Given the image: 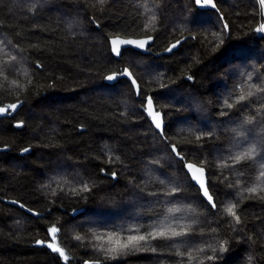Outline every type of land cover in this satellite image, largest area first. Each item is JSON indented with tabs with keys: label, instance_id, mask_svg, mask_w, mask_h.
Wrapping results in <instances>:
<instances>
[{
	"label": "trees",
	"instance_id": "16d2710c",
	"mask_svg": "<svg viewBox=\"0 0 264 264\" xmlns=\"http://www.w3.org/2000/svg\"><path fill=\"white\" fill-rule=\"evenodd\" d=\"M215 3L216 10L195 0H0V108L8 109L0 115V264H250L249 257L264 264V192L240 194L258 169L251 161L217 166L237 139L241 147L258 143L264 155V91L245 87L254 94L234 103L242 85L264 88L261 6ZM145 7L156 14L152 28H145ZM116 35H151V52L125 48L115 57L109 38ZM182 36L176 51L156 55ZM125 67L139 93L126 78L104 81ZM147 95L163 113L165 139L143 110ZM249 116L253 123L243 124ZM241 125L246 140L232 131ZM170 145L187 162L203 164L215 209ZM157 178L182 191L157 203L149 195L163 188ZM237 179L242 183L229 187ZM228 201H239V225L222 213ZM169 206L183 209L169 219L190 225L188 236L149 239L115 257L100 250L110 246L108 232L121 240L128 229L143 234ZM52 226L59 229L55 240Z\"/></svg>",
	"mask_w": 264,
	"mask_h": 264
},
{
	"label": "snow or ice",
	"instance_id": "6c2138e0",
	"mask_svg": "<svg viewBox=\"0 0 264 264\" xmlns=\"http://www.w3.org/2000/svg\"><path fill=\"white\" fill-rule=\"evenodd\" d=\"M100 4H103L105 0H98ZM259 5L261 6L262 10H264V0H258ZM197 4H201V0H196ZM203 4L205 5H211L212 7H216L213 0H203ZM144 11L146 13H149L148 16V23L145 24V28H152L156 23V14L153 11L152 8L145 7ZM262 16H264V11H262ZM225 28H227V25H225ZM257 32H264V23L260 24L259 27L256 29ZM150 40L151 37H148ZM112 45V52L114 54L119 55L120 54V46L121 45H136L137 47L143 48L144 45L147 43V40H140V41H133V40H124L120 38H112L110 41ZM179 41H177V44ZM4 42L0 41V51H4L3 47ZM175 47V45H173ZM5 55H8L7 52H5ZM10 60H15V56H9ZM124 75L131 76V73L128 72L127 69L124 70ZM248 79L251 80L252 73H247ZM190 78V77H189ZM107 80L111 81L115 79L113 75H109L106 77ZM136 80L132 79V84L136 85ZM245 87H249V89H255V91H264V88H261L257 85H242L241 86V94L236 98L234 103H240L242 101H245L248 97L252 96L254 93L252 90H248L245 92ZM233 102H227L226 101V107L232 108L234 106ZM153 101L149 97L147 99V106L146 111L150 117H152L153 123L155 125L156 129H160V134L163 136V129L161 121L159 120V113L154 112L152 109ZM17 107L16 104L8 105V108L15 109ZM5 108H0V112H5ZM221 115H227L226 112H222ZM254 120V117H247L243 124H252ZM21 126V125H17ZM234 136L241 138V139H247L246 132L247 129L243 128V125H241L238 128L232 129ZM208 135H212V133H208ZM203 138V134L196 135L197 140H201ZM172 153H175L176 157L179 160L185 161V168L187 169L186 176L190 175L191 180L196 182V184L199 185V189L202 191L203 196L207 199L209 204H211L212 208H216V202L213 199V196L209 192L208 187V176L206 174V169L204 168L203 164H194L191 162H187L185 156L178 151L176 145H171ZM24 151H28V149H24ZM118 159V157H117ZM242 161H251L258 169V174L255 177V183L251 187H243L241 188V198H243L242 193H257V192H264V155H262V149L258 143H249L245 147H241L240 139H237L235 144L232 146V150L228 153L226 157H221L220 161L218 162V167L220 168H235L236 165H239ZM154 163H159V161H154ZM103 171V170H102ZM237 177L243 176L244 173L241 171H237L234 173ZM115 175V173L113 174ZM157 182L163 186L161 191L159 192H151L149 195L156 196L157 203H159V197L164 196L167 197H176V195L182 191V189L179 187L178 184L173 183L171 181H168L166 179H159L157 178ZM242 181L240 179H237L236 184H229V187H235L237 185H240ZM83 190L87 191L88 186L85 184ZM167 202V201H166ZM15 203V202H13ZM21 207H23L21 205ZM239 208V201H228L227 204L223 207L222 213L226 214L227 216L231 217L232 220L236 225H239L241 223V218L237 212V209ZM181 207L176 206H169L166 208V213L168 215L164 216L163 220L154 222L151 225L150 230L146 231L145 233L141 234L139 229H128L129 234L127 235L126 240H121L119 238V234L115 231H110L107 233V239L106 242L110 245L107 248H104V245H100V250H103L106 255H111L115 257L116 255H119L126 250L134 249L139 250L141 247V242H144L145 244L148 243L149 239H158L163 238L166 240H172L178 237H186L189 235V232L191 231V226L188 224H182V223H173L169 217L172 216L174 213L182 212ZM49 233L52 236V239L55 240L56 233L59 231V229L56 226H52L48 229ZM97 240H104L105 238L103 236L97 235L95 237ZM115 238V239H114ZM77 240L80 239L79 236L76 237ZM37 244H41V241H37ZM51 251L54 253L59 254L61 257H63L65 260L68 259L66 256L65 251L57 246L53 242H48L46 245ZM223 246H221V251H223ZM152 251H156L155 248L152 249ZM199 251H203V249H199ZM177 255H183L182 252L179 251L177 248ZM191 253H189V259H191ZM207 259L211 260L212 257H207ZM249 261L251 264V257H249Z\"/></svg>",
	"mask_w": 264,
	"mask_h": 264
},
{
	"label": "water",
	"instance_id": "95a60500",
	"mask_svg": "<svg viewBox=\"0 0 264 264\" xmlns=\"http://www.w3.org/2000/svg\"><path fill=\"white\" fill-rule=\"evenodd\" d=\"M213 2L215 3V0H213ZM195 3H196V0H195ZM196 5H197V7H199L200 9H214V10L217 9V6H216V7H212L211 5H205V4H203V0H201V4H197V3H196ZM215 5H216V3H215ZM262 11H264V10H262V8H261V13H262ZM262 18H263V23H264V16H262ZM117 37L120 38V39H124V40H133V41L147 40V43L144 45L143 48L137 47L136 45H121V46H120V54L117 55V54H114V53L112 52V45H111V43H110V41H111L112 38H117ZM148 37H151V39L149 40ZM185 39H186V37L184 36V37H181V38H179V39H177V40H175V41L169 43L164 49H162L161 51L157 52L156 55H157V56H160V55H169V54H171L172 52L176 51V50L180 47L181 43H182ZM153 40H154V38H153V36H151V35L138 36V37H123V36H117V35H116V36H112V37L109 38V44H110V49H111L112 54H113L115 57H119V56L121 55V53H122V50L125 49V48H132V49H134V50L140 51L141 53H150L151 51H150V49H148V46H149V44H151V43L153 42ZM177 41H179L178 44H177ZM173 45H175V47H173ZM125 69H127L128 72L131 73V76H129V75H124V74H123ZM109 75H113V76L115 77V79H113V80H111V81L107 80L106 77L109 76ZM119 78H126V79H128V80L130 81L131 84H132V79H135V80H136V78L134 77V75L132 74V72H131L127 67H125V68L122 69V71H121L120 73H117V72H110V73L106 74V75L104 76V81H105L106 83H108V84H113V83H115ZM136 82H137V80H136ZM132 86H133V88L135 89L136 93H139V84H138V82L136 83V85H133V84H132ZM149 97H150V95H147V96L145 97L143 110H144L145 114L148 116L150 123H151L152 126L155 128V125H154V123H153L152 117H150V116L148 115L147 111L145 110V109H146V106H147V99H148ZM150 98H151V97H150ZM151 99H152V98H151ZM152 101H153V100H152ZM152 109H153L154 112L159 113V117H158V118H159V120L161 121L162 129H163V131H164V125H165V122H164V116H163V113H162L160 110H157V109H156L154 102H153V104H152ZM4 114H5L4 112H0V115H4ZM18 124H19V125H22L21 122H17V123H16V125H18ZM155 129H156V128H155ZM156 130H157L158 133L160 134L161 130H160V129H156ZM160 135H161V134H160ZM161 136H162V135H161ZM162 137H163V139H165L164 135H163ZM170 148H171V145H170ZM174 155H175V153H174ZM175 156H176V155H175ZM188 162L194 163V162H192V161H188ZM194 164H196V163H194ZM186 171H187V169H186ZM206 174H207V173H206ZM189 176H190V175H189ZM113 177H115V176H113ZM190 178H191V176H190ZM191 181H192V180H191ZM192 182H193V183L199 188V185L196 184V182H194V181H192ZM199 190H200V189H199ZM209 192H210V191H209ZM200 193H201V195L203 196L201 190H200ZM210 194H211V193H210ZM203 198L206 200L207 203H209V202L207 201V199H206L204 196H203ZM213 199H214V198H213ZM210 205H211V204H210ZM213 209H215V208H213ZM33 213H35V212H33ZM35 214H36V213H35ZM81 264H98V261H95V260H85V261H83Z\"/></svg>",
	"mask_w": 264,
	"mask_h": 264
},
{
	"label": "bare ground",
	"instance_id": "6f19581e",
	"mask_svg": "<svg viewBox=\"0 0 264 264\" xmlns=\"http://www.w3.org/2000/svg\"><path fill=\"white\" fill-rule=\"evenodd\" d=\"M182 37H184V36H182ZM185 37H186V36H185ZM180 38H181V37H180ZM11 112H12V111H10V113H11ZM4 113L6 114V113H8V112L5 111ZM17 122H21V121H15V122H14V125H15V126H17V125H16ZM21 123H22V122H21ZM21 126H22V125H21ZM13 202H15L14 204H19V203L16 202V201H12V203H13ZM208 204H209V203H208Z\"/></svg>",
	"mask_w": 264,
	"mask_h": 264
},
{
	"label": "rangeland",
	"instance_id": "374dc122",
	"mask_svg": "<svg viewBox=\"0 0 264 264\" xmlns=\"http://www.w3.org/2000/svg\"><path fill=\"white\" fill-rule=\"evenodd\" d=\"M6 109V111L8 110L7 108H5ZM12 111V110H11Z\"/></svg>",
	"mask_w": 264,
	"mask_h": 264
}]
</instances>
